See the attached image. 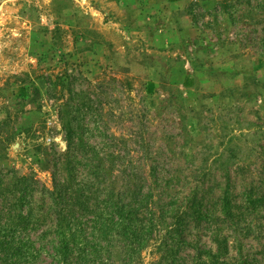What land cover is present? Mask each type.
Instances as JSON below:
<instances>
[{
    "label": "rangeland",
    "instance_id": "374dc122",
    "mask_svg": "<svg viewBox=\"0 0 264 264\" xmlns=\"http://www.w3.org/2000/svg\"><path fill=\"white\" fill-rule=\"evenodd\" d=\"M0 264H264V0H0Z\"/></svg>",
    "mask_w": 264,
    "mask_h": 264
},
{
    "label": "trees",
    "instance_id": "16d2710c",
    "mask_svg": "<svg viewBox=\"0 0 264 264\" xmlns=\"http://www.w3.org/2000/svg\"><path fill=\"white\" fill-rule=\"evenodd\" d=\"M64 127L67 129V139L69 141V143L71 144L72 141H73V133H74V130L73 128L70 126V123L68 122H65L64 124ZM61 192H65L66 193V190L64 189H61ZM58 194L60 195V193H56L55 191V199L56 197H58ZM116 209L115 210V213L119 216H117L118 220L116 221V223H118L116 225V227H111L113 229H115L116 231V234L117 235H120L122 237H124L125 239H128V238H131V237H136V234L138 235L137 238H141L143 239V234L142 233H139L137 232V229H132L134 227H132L133 225H130L129 226V222H128V215L126 214L125 212V209H122V208H119L116 206ZM119 211V212H118ZM68 215L69 212L64 210V209H60L57 213V216H58V220H59V225L62 227L64 222L68 223L70 220L68 219ZM136 227V226H135ZM104 234V236H107L106 232H101V235L100 237ZM110 234H108V237H109ZM69 243H70V240H69ZM69 243L68 245H66L67 247H69ZM16 250L17 251H20L21 248H19L18 246L16 247ZM15 250V251H16Z\"/></svg>",
    "mask_w": 264,
    "mask_h": 264
}]
</instances>
